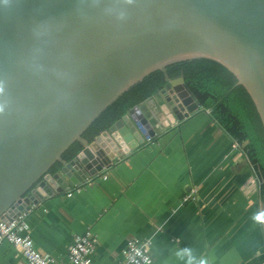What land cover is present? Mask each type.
<instances>
[{"label":"water","instance_id":"95a60500","mask_svg":"<svg viewBox=\"0 0 264 264\" xmlns=\"http://www.w3.org/2000/svg\"><path fill=\"white\" fill-rule=\"evenodd\" d=\"M198 57L233 73L264 131V0H0V220L100 174L168 115L201 110L181 76L166 78L155 95L160 119L134 105L80 138L149 72ZM73 140L81 149L61 159Z\"/></svg>","mask_w":264,"mask_h":264},{"label":"crops","instance_id":"0c3cea01","mask_svg":"<svg viewBox=\"0 0 264 264\" xmlns=\"http://www.w3.org/2000/svg\"><path fill=\"white\" fill-rule=\"evenodd\" d=\"M155 95L140 108L160 119ZM168 119L100 174L32 206L25 221L34 247L68 264L72 237L88 230L96 238L90 264H116L130 238L149 239V264H188L189 251L192 264H264L259 185L240 147L205 109ZM21 259L0 241V264Z\"/></svg>","mask_w":264,"mask_h":264},{"label":"trees","instance_id":"16d2710c","mask_svg":"<svg viewBox=\"0 0 264 264\" xmlns=\"http://www.w3.org/2000/svg\"><path fill=\"white\" fill-rule=\"evenodd\" d=\"M179 76L198 101L200 108L208 109L210 119L240 147L259 180L258 200L264 214L263 127L246 90L239 84L235 85L236 78L233 73L213 59L198 57L175 61L165 65L163 70L155 69L149 72L105 106L83 129L80 138L92 140L129 108L154 96L166 78ZM80 149V142L73 140L61 153L60 158L69 160ZM59 166L60 162L54 161L48 170L53 172Z\"/></svg>","mask_w":264,"mask_h":264},{"label":"built area","instance_id":"2783aa9c","mask_svg":"<svg viewBox=\"0 0 264 264\" xmlns=\"http://www.w3.org/2000/svg\"><path fill=\"white\" fill-rule=\"evenodd\" d=\"M205 110L208 111V109ZM151 139L146 137L144 142L151 141ZM253 183L256 187L259 185V180L255 176ZM70 193L68 191L66 195ZM188 198H192L190 194L183 195L182 200L185 201ZM32 206L34 205L30 208ZM28 211L21 212L11 220H0V241H5L18 248L22 259L16 264H55L52 258L40 253L34 247L25 221ZM95 245L96 238L88 230L74 235L66 251L68 264H90V253ZM149 246L150 241L147 238L128 239L120 251V259L116 264H149L151 262Z\"/></svg>","mask_w":264,"mask_h":264},{"label":"clouds","instance_id":"9594fccd","mask_svg":"<svg viewBox=\"0 0 264 264\" xmlns=\"http://www.w3.org/2000/svg\"><path fill=\"white\" fill-rule=\"evenodd\" d=\"M255 220H256L257 222H259V223H264V214H259V215H257V216L255 217ZM188 255H189V257H190L188 264H192V259H191V253H190V251L188 252ZM199 264H205V261L201 260V261L199 262Z\"/></svg>","mask_w":264,"mask_h":264},{"label":"rangeland","instance_id":"374dc122","mask_svg":"<svg viewBox=\"0 0 264 264\" xmlns=\"http://www.w3.org/2000/svg\"><path fill=\"white\" fill-rule=\"evenodd\" d=\"M262 209V208H261Z\"/></svg>","mask_w":264,"mask_h":264}]
</instances>
